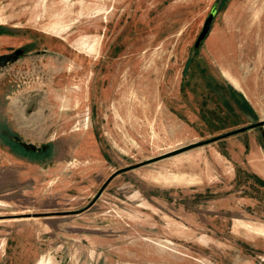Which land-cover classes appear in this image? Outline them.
<instances>
[{"label": "rangeland", "instance_id": "1", "mask_svg": "<svg viewBox=\"0 0 264 264\" xmlns=\"http://www.w3.org/2000/svg\"><path fill=\"white\" fill-rule=\"evenodd\" d=\"M261 121L264 0H0V264H264Z\"/></svg>", "mask_w": 264, "mask_h": 264}, {"label": "trees", "instance_id": "2", "mask_svg": "<svg viewBox=\"0 0 264 264\" xmlns=\"http://www.w3.org/2000/svg\"><path fill=\"white\" fill-rule=\"evenodd\" d=\"M201 75H203V73H201ZM205 87H204V90L205 92H207L206 94L210 95V99H214L216 100V102L218 103H221L225 108L228 107L226 101H225V97L227 96V93L230 94V90L228 86H225L223 83L221 82H217L216 80L214 81H211V79H206L205 78ZM230 97H233V92H231L230 94ZM234 100L238 103L237 105L240 104V108L239 110H241V114L243 113L242 111V108L245 109V112L246 113H249V115H251V112H250V107L247 105V103L242 99V97L238 94V96L236 94H234ZM230 107H228L229 109ZM251 126V125H250ZM245 127L244 128V131H247L249 129H251L252 127ZM243 129V128H242ZM244 131H241V129L237 130V131H234L230 134L234 135V134H237V133H240V132H244ZM223 136L225 135H221L217 138L221 139ZM244 174V171L241 170V169H237V179L241 177V175ZM246 174V173H245ZM249 179L251 180V183L255 186V187H264V181L259 178L257 175L255 174H250L249 176Z\"/></svg>", "mask_w": 264, "mask_h": 264}, {"label": "water", "instance_id": "3", "mask_svg": "<svg viewBox=\"0 0 264 264\" xmlns=\"http://www.w3.org/2000/svg\"><path fill=\"white\" fill-rule=\"evenodd\" d=\"M215 13V10L212 11L208 18L205 20V23H204V27L202 28V30L200 31L196 41H195V48H198L199 44L204 40V38L206 37L207 33H208V30L210 28V24H211V21H212V18H213V15ZM261 125H264V121H261V122H258L254 125H251L250 127L254 128V127H257V126H261ZM241 131H244V128L241 129ZM227 135L223 136V137H226ZM222 137V138H223ZM219 138H213V139H210V140H207L205 142L209 143V142H213V141H216L218 140ZM201 144H204V142H202ZM24 148L28 149L26 146L22 145ZM30 150V149H28ZM145 163H141V164H138V165H135L134 167H137V166H141V165H144ZM129 169V168H128ZM127 168L126 169H122V170H119L117 172H115L113 175H111L109 177V179L104 183V185L101 187L100 191L103 190L105 188V186L112 180V178H114L116 175L120 174L121 172L123 171H126L128 170ZM79 212H67V213H59L61 215H72V214H77Z\"/></svg>", "mask_w": 264, "mask_h": 264}, {"label": "crops", "instance_id": "4", "mask_svg": "<svg viewBox=\"0 0 264 264\" xmlns=\"http://www.w3.org/2000/svg\"><path fill=\"white\" fill-rule=\"evenodd\" d=\"M30 29L31 30H38L39 32H41L42 34H44L46 36H55V37H57L58 35H61L60 34L61 32H59L58 29H54V28H52L50 30H44V29H37V28H34V27H30ZM92 58H94V57H92ZM75 215H77V214H75ZM62 216H64V215H62ZM66 216H74V214L73 215H66Z\"/></svg>", "mask_w": 264, "mask_h": 264}, {"label": "flooded vegetation", "instance_id": "5", "mask_svg": "<svg viewBox=\"0 0 264 264\" xmlns=\"http://www.w3.org/2000/svg\"><path fill=\"white\" fill-rule=\"evenodd\" d=\"M22 55H24V49L23 48L17 49L13 51L11 55H7L8 57H5L4 59H2V62H7L10 60L16 59L17 57H20Z\"/></svg>", "mask_w": 264, "mask_h": 264}]
</instances>
